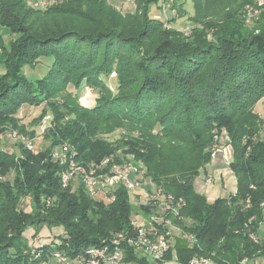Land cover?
Listing matches in <instances>:
<instances>
[{"label": "trees", "instance_id": "trees-1", "mask_svg": "<svg viewBox=\"0 0 264 264\" xmlns=\"http://www.w3.org/2000/svg\"><path fill=\"white\" fill-rule=\"evenodd\" d=\"M250 1L243 0L241 7ZM136 2L142 16L137 12L131 18L144 19L147 25L159 22L150 13L154 0ZM62 5L37 9L25 0H0V26L7 27L11 36L18 35L6 40L0 34V264H40L55 251L73 259L117 233L133 232L135 213L152 212L144 204L136 206L123 186L115 191L114 201L92 197L81 182L63 186L64 166L53 158L55 148L63 143L76 148L83 165L106 156H114L115 161L132 157L143 166L148 182L185 200L177 223L194 236V242L177 237L165 260L159 262L127 248L126 264H191L195 257H206L215 264H241L245 259L264 257V239L260 236L264 221V138L256 136L263 119L254 112L264 98V11L256 20L258 33L237 22L214 53L203 47L202 40L181 42L171 56L165 50L173 46L170 40L148 52L132 47L129 52L136 55L132 57L133 71L129 77L123 68L119 70L121 94L107 102L106 112L92 109L65 122L69 108L61 103L59 112L43 110L25 123L18 117L21 107L34 105L36 95L46 99L57 85L69 82L68 63L85 52L84 43H89L91 54L97 52L91 63L101 61L100 69L109 71L114 63L111 42L101 54L104 40L100 35L83 33L73 23L87 19L90 10L97 14L121 11L106 0H63ZM48 56L54 59L47 73L29 79L24 67ZM28 83L39 85L37 92L25 89ZM46 115L52 116L43 134L50 141L46 147L31 150L20 141L19 153L2 148L3 134L9 129L26 138L37 137L35 128ZM112 119H124L134 131L115 148L97 137L102 123ZM225 130L231 139L230 168L237 189L229 196L210 200L195 188L194 181L208 174L213 147ZM26 198L37 205V211L25 210ZM49 201L51 205L42 212ZM55 226L64 228L59 243L58 239L39 241L36 258L30 257L32 247L25 232L32 228L38 235L42 229Z\"/></svg>", "mask_w": 264, "mask_h": 264}, {"label": "rangeland", "instance_id": "rangeland-1", "mask_svg": "<svg viewBox=\"0 0 264 264\" xmlns=\"http://www.w3.org/2000/svg\"><path fill=\"white\" fill-rule=\"evenodd\" d=\"M25 1H27L28 6L37 9H46L48 6L52 5L56 7L63 6V0ZM86 1L90 3L94 2V0ZM106 1L109 5L112 4L121 12L113 13L110 11H104V14H97V11L92 12L90 10L87 19H81L73 24L83 33H89L93 36L97 34L100 35V39L104 40L101 41V54L106 50L105 44L112 43L110 57L112 59L117 58L116 60L114 59L112 69H110V71L100 69L103 65L101 66V61L98 60V62L91 63L96 60L97 52L91 54V47L87 45L89 43H84L86 49L85 52L80 53L75 60H71L68 63L67 72L69 73V82L64 86L57 85L58 87L54 89L53 92L49 93L44 100H40L38 95H36L34 97V105H23L21 107V115H18V117L22 118V121L25 123L29 122L34 117L40 115L43 110L48 112L53 108L51 111L52 113H48L53 114V112H59L62 110L61 103H65L69 108L67 109V115L64 118L65 122L74 119L77 113H85L92 109L106 112L105 107L107 102L118 98L121 94L119 70L123 68L127 76L133 71L132 57L136 55L129 52L132 47H140L142 50L143 48H146V52H148L152 51L157 45H162L164 40H170L173 41L174 44L169 47V49L165 48V50L166 55L171 56L175 54L178 46L182 44L181 42L189 43L202 40L203 47L206 48L208 52L214 53V49L221 45L223 38L230 37L229 28L233 27V24L237 22H240L243 27L249 28L254 33L259 32L258 29H255L257 21L249 19L243 12L244 6L241 7L243 0H154L155 2L151 4L150 13L156 20L159 22L163 21V23L151 21L150 25H147L144 19L131 18L132 14L137 12L138 15L142 16L140 10L141 6L137 4L136 0ZM81 6L82 5L79 7L83 10L89 9L86 8L87 5ZM142 7L144 6L142 5ZM115 36L120 39L114 40L113 37ZM12 37L10 39H12ZM16 37H13V39ZM69 40L71 44L74 42L73 38ZM135 52L136 54H140L138 51ZM53 59L54 58L51 56L42 57L37 63L26 65L24 67V73L31 80L41 78L51 67ZM88 63H90L91 66L88 65ZM28 84L29 86H24V88L31 91H36L39 86L34 83ZM81 89H84L82 93ZM79 91L80 95L78 94ZM36 102L38 104H36ZM52 103H54V106H51ZM109 106L110 105L108 104L107 107ZM254 112L258 113L261 116V119H263L260 123L261 126H259V129L256 131V136L264 138V98L255 105ZM35 129L38 135L31 140L34 141V150H38L46 147L50 141L43 137L44 135L41 133L40 126L37 125ZM132 132H134L132 126L124 119L115 121L112 119L111 121L102 123V126L97 133V137L108 144L110 148H115L117 144H121L126 140ZM245 139L246 137H243L241 138V141L243 140L244 142ZM230 140L231 139L225 130L222 132V136L219 137V142L214 145L213 150L218 145L224 144V142ZM20 141H22V139L18 135V132L9 129L6 134H3L2 148L19 153ZM221 147H223V145H221ZM117 151L121 152L122 150L119 149ZM213 162L214 160H212L211 164H213ZM208 175L209 177L206 179ZM9 177L11 178L12 175L10 174ZM212 177L214 178L210 173L209 167V172L205 177H198L195 179V188L202 193H205L209 188V191H216L219 197H226L232 194L235 186L233 189L229 187L226 188L221 184V178H219L220 183H217L218 185L216 183L206 184L208 180H212ZM220 188H222V190H220ZM219 191L221 193H219ZM132 196L135 198L136 194H133ZM134 204L138 206L140 203L136 201ZM49 205H51L50 201L42 207V212L44 208ZM0 207H3L2 201H0ZM23 207L29 213H33L35 210L37 211V205L33 204V202L30 201V198L24 199ZM191 223L192 222L189 221L190 225ZM176 225L180 226L177 227V230H180L179 228L181 227L183 228L179 223ZM63 233L64 228L62 226H55L52 227V229L44 228L38 235H35L36 232L34 229H28L25 232V236L29 239L30 247H32L29 251L30 257L36 258V246L39 241L59 240L60 235ZM176 236H180L179 232ZM51 260V264H66L58 262L55 257H51ZM69 263L75 264L74 261H70ZM164 264H176V262L171 261L165 262Z\"/></svg>", "mask_w": 264, "mask_h": 264}, {"label": "built area", "instance_id": "built-area-1", "mask_svg": "<svg viewBox=\"0 0 264 264\" xmlns=\"http://www.w3.org/2000/svg\"><path fill=\"white\" fill-rule=\"evenodd\" d=\"M263 11L264 0H251L245 5L243 12L249 19L256 21ZM51 120L50 115L43 118L40 125L42 134L50 127ZM19 136L29 149H35L33 140ZM77 157L76 148L69 143H63L53 152V158L64 166L61 179L63 186H68L71 181L81 182L92 197L102 196L110 201L115 200V191L123 186L131 193V196L136 194L135 198L133 196L131 198L133 203L138 201L140 205L150 207L152 212L148 215L143 211L135 213L132 220L135 226L133 232L117 233L108 242L87 248L73 260L61 251H55L53 257L58 262L126 264L127 248H131L141 257L159 262L165 260L167 253L174 247L178 232L179 237L194 242V236L182 227L177 230L179 225L176 224L181 218V209L186 205L185 200L166 192L162 187H157L153 182H148L143 166L135 162L132 157L115 161L114 156H106L88 165L81 164ZM252 237L257 239L254 234ZM56 242L59 243V240ZM210 262L211 260L206 257H195L191 260V264H209Z\"/></svg>", "mask_w": 264, "mask_h": 264}, {"label": "crops", "instance_id": "crops-1", "mask_svg": "<svg viewBox=\"0 0 264 264\" xmlns=\"http://www.w3.org/2000/svg\"><path fill=\"white\" fill-rule=\"evenodd\" d=\"M0 34L4 36V39L8 40L12 36L10 34V31L7 27L0 26ZM223 145V147H221ZM212 160H214L213 164L210 163V173L214 178L212 177V180H208L206 184H211V183H220V179L226 188H235L233 189L232 193L236 192L237 189V182H236V177L233 174L230 164L233 161V149L232 146L230 145L229 141L224 142V144L218 145L214 151H213V157ZM212 162V161H211ZM215 171V172H213ZM209 172V170H208ZM204 177V176H202ZM209 175L207 176L206 179H208ZM211 177V176H210ZM217 184V185H218ZM208 188V187H206ZM222 190V188H220ZM202 193V192H201ZM219 193H221L219 191ZM223 193V192H222ZM210 200H214L218 198V193L214 190L209 191V188L206 190L204 193ZM260 236L264 239V221L261 223V228H260ZM246 261V262H245ZM244 262L241 264H264V257H257L254 259H245ZM52 260L51 258H48V260H45L42 262V264H51ZM215 264L214 262H210L209 264Z\"/></svg>", "mask_w": 264, "mask_h": 264}]
</instances>
